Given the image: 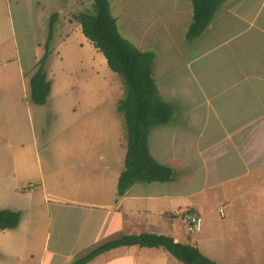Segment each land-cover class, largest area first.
<instances>
[{"label": "rangeland", "instance_id": "obj_1", "mask_svg": "<svg viewBox=\"0 0 264 264\" xmlns=\"http://www.w3.org/2000/svg\"><path fill=\"white\" fill-rule=\"evenodd\" d=\"M109 1L111 13L117 19L122 37L142 51L154 53L157 59L154 69L156 68V72L162 76L159 80L157 74L156 78L162 87L165 83L164 74L168 72L167 67H164L165 61L169 63L168 69L174 73L166 84L170 82L174 87L179 77L188 78V75H185L188 74L185 59L193 54L185 48V44L180 43V37L184 35L181 30L186 23L183 15L189 12V9L193 14L192 0ZM82 12L93 13L92 0H0V210H21L26 225L22 233L2 237L4 252L0 264L40 263L41 251L37 245L41 244V236L36 232L43 228L42 222L37 220L43 204L42 184L49 188L64 185L68 189L75 185L82 186L83 181L90 175L89 166L83 160L79 162L75 155L71 154L72 151L73 153L77 150L85 151L88 143H92L91 146L96 145V157L93 158L96 165H100L102 155L108 159L112 153L110 142L108 146L103 145L107 148L105 151L100 149V136L96 133L97 140L94 142L83 144L77 138V136L83 138L90 132V124L88 128L80 125L78 129L79 124L69 123H82L92 119V116L95 118L96 115L97 117L102 115L108 123L102 125L113 131L117 130L114 118L117 120L119 118L124 123L126 136L125 121L118 113V104L115 103L122 97L125 98V87L120 79L112 78L118 75L106 67L102 53L97 51L91 42H87L81 24L74 19V16ZM56 14L58 19L54 40L51 43L52 55L47 63L48 68L46 66V70H49L56 81V95L51 105L37 106L31 101L30 89L23 86L20 72L31 70L30 73L33 75L37 71V64L45 53L51 19ZM178 19L182 21L177 22ZM172 28L177 31L174 32ZM175 40H178V44L172 42ZM50 82L53 87V81ZM70 83L74 85L70 86ZM90 84L94 90L90 88ZM111 85L114 90L120 89L114 97ZM99 86H102V94L106 99L101 109L85 115L92 97L99 96L96 93ZM188 87L192 90V93L188 94L197 98L195 81L191 79ZM87 90H92V97L86 94ZM163 97L161 96L162 99H166L165 101L170 100L165 95ZM175 99L177 110L171 123L158 126L150 133L149 147L153 153L154 147L159 145V139L162 138L160 143H170L171 136L175 135L183 142V149L188 147L186 142L189 139L193 140L192 146L197 147L196 136L203 128L204 120L210 121V124L212 122L210 114H203L201 120H192L193 115H196L189 113L192 98L178 95ZM181 99L184 105L180 102ZM78 101L81 106L78 112L74 113L71 106L73 104L76 106ZM58 104H61V108L54 111L57 114L55 117L53 110H56ZM89 139L92 137L89 136ZM188 159L192 160L187 161L189 164L201 163ZM101 160L103 165V159ZM215 163L216 161L213 165ZM17 166L29 173L25 182L21 184L17 178ZM168 166L174 170L175 181L172 183L180 186L183 183L185 186L184 179L189 174L194 180L190 188L200 190L205 188L194 199L202 201L205 208L200 217L202 218L200 232H191L187 229L183 221L187 222L188 217L187 220H183V216L171 217L176 221L180 240L184 238L185 243L195 245L207 258L218 264H264V171L231 183L233 180L228 181L226 171H219V175L213 171L210 178H203L195 176L194 169H185L179 176L178 169H174L172 164ZM40 170L43 178L40 177ZM89 177L93 182L95 177ZM19 186L27 190L26 195H21L18 191L19 195L13 197V190L20 188ZM30 190L33 192L29 196ZM220 206L225 211V217L220 215ZM70 217L71 214L64 219V223L67 224ZM76 223L78 218L75 215L68 224L69 229L74 228ZM59 224L57 219L50 226L54 235L59 234L57 229ZM55 245L57 243L53 236L50 249ZM175 261L170 264H175ZM61 262L63 259L49 256L46 264Z\"/></svg>", "mask_w": 264, "mask_h": 264}, {"label": "crops", "instance_id": "obj_2", "mask_svg": "<svg viewBox=\"0 0 264 264\" xmlns=\"http://www.w3.org/2000/svg\"><path fill=\"white\" fill-rule=\"evenodd\" d=\"M187 3L189 4V2ZM183 11H186L185 8ZM183 16L186 23L181 32L184 33L185 38L184 35L180 37V43L185 44V48L193 54L185 59V69L188 73L185 75H188V78L179 77L176 79L177 81L174 80L176 82L174 87L171 86L170 82L166 84V81L171 79L174 73L168 69L169 63L165 61L164 67H167L168 72L164 74L165 83L162 87L158 81V79H162V76L156 72V68L154 69L156 58L153 62V78L160 97L164 98L165 95L170 99L167 100L168 102L165 101L166 99L163 100L173 106L174 112L177 110L175 98L178 95L188 96V98L193 99L190 103L189 113L196 114L193 115L192 120H201L203 114H210L212 122L210 124V121L204 120L203 128L196 136L195 146L197 147H193L191 142L193 140L189 139L186 142L188 147L183 149V142L180 138L177 139L178 136L175 135L171 136L170 143H160L162 138L159 139V145L154 147V153L149 147L152 156L160 164L165 166L172 164L174 169H178L177 175L179 176L180 172L185 169H194L195 176L199 175L203 178H210L214 172L219 175V171H226V177H229L228 181L233 180L231 183H234L242 178H247L249 175L263 172L264 0H225L218 8L210 26L193 41L187 39V32L193 23L194 6L193 14L190 13L189 9V12ZM181 21L182 19L177 20V22ZM69 22L71 21L69 20ZM175 31L177 30L174 29ZM178 40L172 42L178 44ZM105 64L107 67V61ZM24 72H20V79L23 86L31 91L30 80L35 72L33 75L30 73L31 70L30 72L28 70L29 74H27L28 72L24 74ZM47 72L48 79L53 81V87L46 105H51L57 88L55 87L54 76L49 73V70ZM113 77L120 79L122 82L120 76ZM190 77L196 83L197 98H193L188 94V92L192 93V90L188 87L190 86ZM73 85L74 83H70V86ZM111 91L114 97L120 89L118 91L112 87ZM86 92L89 97H92V90ZM102 92V86H99L96 90L99 96L98 98L92 97L85 115L101 109V105L106 99ZM122 99L123 97L115 103L119 104ZM180 102L184 105L183 100ZM74 105L71 106V110L75 113L78 112L81 106L80 101L77 102L76 106ZM60 106L61 104H58L56 110H53L55 117H57V114L54 111H59ZM100 113L102 114V111ZM93 118L94 116L82 123L69 124H79L78 129L80 125L88 128L90 124V132L85 134L83 138L81 136H77V138L83 144L94 142L97 140L96 133L100 136V149L105 151L110 142L112 153L108 156V159L101 154L100 165H96L93 158L96 157L95 150L97 146H91L92 143H88L87 151L70 152L75 155L79 162L83 160L89 166V176L95 177L93 182L88 176L83 181L82 186L75 185L68 189L64 185L49 188L42 184L41 200L43 204L39 210L37 220L42 222L43 228L36 232L37 235L41 236V244L38 243L37 245L41 251L39 264H46L49 256L55 259H63L60 264H72L107 242L131 235L155 234L173 238L176 243L192 245L185 243L184 238L180 240L176 221L172 218L183 216V220H187L186 218L190 213L201 217L205 209L204 203L200 200L194 201V199L205 188L201 190L190 188L194 180L188 174L184 179L185 186H183V183H181V186L174 183H138L133 185L123 197H119L118 182L125 169L128 144L124 135V123L119 118L118 120L114 118L117 130L109 131L102 125L108 124L102 115H98V117L96 115ZM180 133L182 135V132ZM89 136L92 137L91 140ZM104 144H106L105 147ZM33 149L35 152L37 151L35 150L36 147ZM188 158L201 163L189 164L187 161L192 160ZM101 159H103V165ZM215 161L216 163L213 165ZM16 171L19 183L25 182L24 180L29 173H26L20 166H17ZM40 177L43 178L41 170ZM198 180H201V178H198ZM19 187L13 190V197L19 195L18 191L21 195H26L27 190L21 188V186ZM31 192L33 190L28 192L29 196ZM222 208L220 206L219 212L223 210L225 217V211ZM12 211L22 213L18 209ZM69 214H71V217L66 224L64 219ZM75 215L78 218V223L75 224L74 228L69 229L68 224ZM57 219L60 222L57 226L59 234L54 235L52 229L50 230V226ZM183 222L186 223L187 229H189L188 221ZM25 226L22 213V221L17 229L0 230V260L3 258L4 252L2 245L4 238L2 237L8 234L10 236V234L22 233ZM147 229H149V232H147ZM201 230L202 223L200 230L196 232ZM53 236L57 245L50 249ZM72 242L73 244H71ZM173 260H176L175 264L178 263V260L163 248L132 246L108 251L89 264H170Z\"/></svg>", "mask_w": 264, "mask_h": 264}, {"label": "trees", "instance_id": "obj_3", "mask_svg": "<svg viewBox=\"0 0 264 264\" xmlns=\"http://www.w3.org/2000/svg\"><path fill=\"white\" fill-rule=\"evenodd\" d=\"M225 0H192L194 6L193 23L187 32V39L193 41L210 26L218 8ZM93 13L82 12L74 16L81 24L82 33L94 48L102 53L108 68L122 79L126 96L118 104V112L123 116L126 127L127 154L125 169L118 182V195L123 197L138 183H172L174 170L160 164L149 149L151 131L169 125L175 114L171 104L159 95L153 78L152 52H143L119 32L117 19L111 13L109 0H92ZM58 15L51 19L45 53L39 60L37 71L30 80L31 101L37 106L48 103L52 84L48 80L46 66L52 55L51 43ZM195 214L190 213V216ZM22 221V213L9 209L0 210V230L17 229ZM139 246L141 248H163L183 264H218L207 258L199 248L176 243L173 238L155 234L124 236L107 242L72 264H89L98 256L120 247Z\"/></svg>", "mask_w": 264, "mask_h": 264}, {"label": "built area", "instance_id": "obj_4", "mask_svg": "<svg viewBox=\"0 0 264 264\" xmlns=\"http://www.w3.org/2000/svg\"><path fill=\"white\" fill-rule=\"evenodd\" d=\"M220 214L222 217L224 216L223 210L220 211ZM188 223H189V230L191 232H196L200 230L202 220L199 216L194 215L189 217Z\"/></svg>", "mask_w": 264, "mask_h": 264}]
</instances>
